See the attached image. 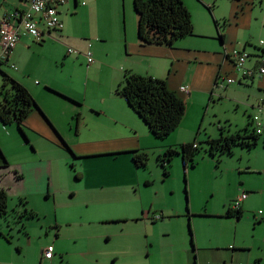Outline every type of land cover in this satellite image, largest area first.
<instances>
[{
	"label": "rangeland",
	"instance_id": "rangeland-1",
	"mask_svg": "<svg viewBox=\"0 0 264 264\" xmlns=\"http://www.w3.org/2000/svg\"><path fill=\"white\" fill-rule=\"evenodd\" d=\"M181 1L192 27L200 22L213 34L211 18L216 17L221 24L229 9L228 0ZM251 1L252 6L246 5L252 8L251 24L245 30L253 45L264 40V0ZM91 18L96 21L98 15L93 13ZM133 20L132 15V27ZM203 39L215 40L212 36ZM84 64L78 58L58 67L55 76L80 90L86 74ZM234 86L236 104L225 96L213 95L200 109L189 130L197 145L192 163L187 162L184 169L179 144H169L176 152L165 164L167 174L157 159L169 147L168 142L176 141L173 131L164 138L147 135L148 143L141 138L146 147L141 150L146 154L144 166L130 163L128 154L70 160L56 147L39 152L51 160L49 173H38L25 187L40 188L44 183L47 194L26 196L24 205L17 197L8 196L7 213L0 216V264H163L165 259L177 262L182 250H188L190 264L193 257L196 264H226L229 251L235 261L260 253L264 249V222H257V218L264 217V131L257 134L250 148L233 144L229 152L215 147L212 154L209 152V139L251 131L254 122L247 125L246 120L253 115L264 126V91L254 81ZM99 120L111 125L103 116ZM97 125L88 120L82 133L89 129L92 133ZM64 126L68 137H76L72 120L65 119ZM161 145L165 147L161 149ZM241 188L249 192L240 218L224 216L226 204ZM23 207L35 215H19ZM152 214L161 218L152 221ZM44 248H50L51 259L42 257Z\"/></svg>",
	"mask_w": 264,
	"mask_h": 264
},
{
	"label": "crops",
	"instance_id": "crops-1",
	"mask_svg": "<svg viewBox=\"0 0 264 264\" xmlns=\"http://www.w3.org/2000/svg\"><path fill=\"white\" fill-rule=\"evenodd\" d=\"M84 1V5H80L78 0H66L57 5L56 12L62 28L46 30L39 19L37 25L40 38L19 34L7 59L0 63V84L2 75L10 77L27 91L35 104L18 125L14 122H0V189L5 191L7 198L17 197L20 205L21 200L24 204L28 202L26 196L33 193L47 194L48 186L44 183L40 188L28 190L25 187V182L38 173L41 176L49 173L51 160L47 156H39L42 150L47 152L53 147L63 149L70 160L128 154L130 163H133L131 155L134 152L145 150L141 138L148 143L151 140L147 135L152 134L124 99L114 91L121 83L125 71L162 79L168 90L182 94L184 113L173 130L176 141L168 142L166 146L169 147L186 142L197 145L189 136V130L196 122L200 109L207 106L213 95L225 96L236 104L237 97L233 92L237 87L234 83L241 85L248 81H254L256 87L264 91V75L244 77L240 71L232 68V49L247 54L243 62L245 68L254 67L261 52L259 41L263 42L264 49V40L258 39L253 45L249 43V34L245 29L251 24L252 8H247V2L238 5L235 0H228L229 9L220 19L221 24L216 17L211 18L214 34L206 31L207 28L203 29L200 22H196L190 34L173 40L171 44H165L142 43L138 39L137 16L132 0ZM242 1L244 0L240 2ZM24 7V0H0V17ZM93 13L98 15L96 21L91 18ZM219 34L221 37H218ZM209 36L215 39L214 42L203 39ZM67 47L76 50V53H66ZM85 52L90 53L91 63H86ZM78 58H81L86 67L80 90L70 87L67 80L55 76L59 71L58 67L74 63ZM221 75L236 76L237 79L224 86ZM180 86H185L186 90H181ZM101 116L107 118L111 125L102 124L99 120ZM65 119L73 121L76 137L71 138L65 134ZM88 120L98 123L92 133L88 130L91 134L82 133V127ZM67 125L70 126L69 122ZM220 132L221 130L219 134ZM59 138L64 141L67 149L60 144ZM36 141L41 142L35 146ZM161 146V149L165 147ZM67 158L65 156L64 159ZM122 161L127 162L126 158ZM242 190L246 192V197L239 203L240 216L249 192L244 188L240 189ZM235 197L226 204L225 210L229 209ZM239 218L234 217L236 220ZM150 219L152 220V216ZM257 219V222H264V217ZM189 242L192 246L191 239ZM179 255L177 262L165 259L163 264H190L188 250L180 251ZM225 262L264 264V249L260 253L246 255L240 261H235L233 252L229 251ZM192 264H196L194 257Z\"/></svg>",
	"mask_w": 264,
	"mask_h": 264
},
{
	"label": "trees",
	"instance_id": "trees-1",
	"mask_svg": "<svg viewBox=\"0 0 264 264\" xmlns=\"http://www.w3.org/2000/svg\"><path fill=\"white\" fill-rule=\"evenodd\" d=\"M238 5L241 3L252 4L251 0H235ZM132 6L136 13V32L142 43H165L171 44L173 40L188 35L192 32L190 14L181 0H132ZM218 37H221L219 34ZM115 93L121 96L126 104L144 122L149 132L158 138L166 137L179 124L184 113V101L180 92L168 90L162 79L150 76H141L129 71L123 73L122 81L115 88ZM34 101L27 91L16 81L6 75H2L0 84V122L7 124L14 122L19 124L29 109L34 106ZM251 125L250 121L247 125ZM247 128H244L246 130ZM257 134L253 128L247 133L240 135L220 134L217 138L209 139L210 154L213 147L219 152L230 151L233 144H239L250 148L255 145ZM60 144L68 148L64 141L59 138ZM193 142L179 144L182 168L187 162H191L195 146ZM264 146V138H263ZM174 148H165L162 155H158L163 172L167 174V164L171 154L175 153ZM131 160L136 166H144L146 154L134 152ZM7 195L0 189V216L7 213ZM24 205V201H20ZM27 216H34L35 213L23 207L19 213ZM188 214V213H187ZM225 216L240 217L239 209L230 211L226 209ZM189 233L190 229L188 228Z\"/></svg>",
	"mask_w": 264,
	"mask_h": 264
},
{
	"label": "built area",
	"instance_id": "built-area-1",
	"mask_svg": "<svg viewBox=\"0 0 264 264\" xmlns=\"http://www.w3.org/2000/svg\"><path fill=\"white\" fill-rule=\"evenodd\" d=\"M25 7L21 10H15L6 15L0 17V63L7 59L9 52L16 44L19 34L30 35L36 39L40 38V29L38 28V21L40 19L43 28L46 30L53 29L59 30L62 28V22L59 19L56 6L64 3L66 0H24ZM80 5H84V0H78ZM258 46L261 48V52L258 55V59L253 68L243 67V62L246 57L245 52H240L232 49L230 56L233 58L232 68L236 71H240L241 76L250 77L253 74L256 76L264 75V49L263 42L259 41ZM66 53H76V50L67 47ZM86 63H91L92 58L89 52H85ZM10 67H14L13 64H9ZM219 77V76H218ZM236 76H222V85L232 83L236 80ZM181 90H186L185 86H180ZM250 122H254L252 128L256 134H260L264 131L258 121L256 115L250 118ZM246 197L244 190L240 191L237 196L232 200L229 210L236 211L239 209V203ZM160 218V214L152 215V220ZM42 257L50 259L52 252L50 248H44L40 252Z\"/></svg>",
	"mask_w": 264,
	"mask_h": 264
}]
</instances>
